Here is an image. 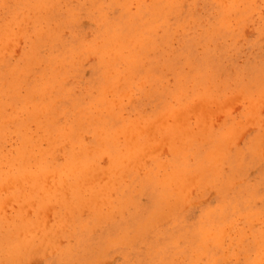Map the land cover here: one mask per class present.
Segmentation results:
<instances>
[{
    "label": "rangeland",
    "instance_id": "rangeland-1",
    "mask_svg": "<svg viewBox=\"0 0 264 264\" xmlns=\"http://www.w3.org/2000/svg\"><path fill=\"white\" fill-rule=\"evenodd\" d=\"M156 1L0 0V264L264 262V0Z\"/></svg>",
    "mask_w": 264,
    "mask_h": 264
},
{
    "label": "bare ground",
    "instance_id": "bare-ground-1",
    "mask_svg": "<svg viewBox=\"0 0 264 264\" xmlns=\"http://www.w3.org/2000/svg\"><path fill=\"white\" fill-rule=\"evenodd\" d=\"M159 1H161V0H159ZM159 1H156V2L158 3ZM171 1H172V0H171ZM215 1H216V0H215ZM226 1H227V0H226ZM226 1H225V2H226ZM238 1H239V0H238ZM154 2H155V1H154ZM164 2H165V1H164ZM167 2H168V0H167ZM167 2H166V3H167ZM172 2H173V1H172ZM225 2H224V3H225ZM157 3H155V4H157ZM174 3H175V2H174ZM216 3H217V2H216ZM167 4H168V3H167ZM167 4H166V5H167ZM164 5H165V4H164ZM169 5L171 6L172 4L169 3ZM217 5H218V4H217ZM162 6H163V5H162ZM252 6H253V5H252ZM225 8H226V6H225ZM225 8H224V9H225ZM154 10H155V9H154ZM161 10H162V8H161ZM161 10H160V11H161ZM225 11L228 12V9H225L224 12H225ZM229 11H230V10H229ZM161 12H163V10H162ZM172 12H173V11H172ZM224 12H223V13H224ZM226 14H228V13H226ZM223 15H224V14H223ZM165 16H166V15H165ZM226 16H227V15H226ZM248 16H249V15H248ZM248 16H247V17H248ZM223 17H224V16H223ZM150 20H151V19H150ZM220 21H222V20L220 19ZM154 23H155V22H154ZM202 23H203V22H202ZM156 24H157V23H156ZM156 24H155V25H156ZM181 25H182V24H181ZM218 26H219V25H218ZM220 27H221V26H220ZM27 28H28V27H27ZM215 28H216V27H215ZM227 31H228V30H227ZM209 32H210V31H209ZM214 32H215V31H214ZM19 33H20V32H19ZM42 34H43V33H42ZM171 34H172V33H171ZM18 35H19V34H18ZM119 38H120V37H119ZM147 38H148V37H147ZM0 39H1V38H0ZM14 40H15V39H14ZM112 41H113V39H112ZM110 42H111V40H110ZM116 42H118V39H116ZM111 44H112V43H111ZM173 44H174V43H173ZM125 47H126V46H125ZM148 48H149V47H148ZM73 52H74V51H73ZM108 52H109V51H108ZM108 52H107L106 54H108ZM110 52H111V51H110ZM110 52H109V53H110ZM103 54H104V53H103ZM114 55H115V54H114ZM106 62H107V61H106ZM133 62H134V61H133ZM108 64H111V63H108ZM111 66H112V65H111ZM147 71H148V70H147ZM31 75H32V74H31ZM125 76H126V75H125ZM109 77H110V76H109ZM106 78H107V76H106ZM147 78H148V77H147ZM107 79H108V78H107ZM108 80H109V79H108ZM111 82H112V81H111ZM143 83H144V82H143ZM107 85L112 87V84H111V85L107 84ZM130 88H131V86H130ZM104 90L107 91V88L104 89ZM104 92H105V91H104ZM199 92H200V91H199ZM105 93H106V92H105ZM239 93H240V91H239ZM241 93H242V92H241ZM182 94H183V93H182ZM202 94H203V93H202ZM251 94H252V93H251ZM180 96H181V95H180ZM183 96H184V95H183ZM224 96H226V95H224ZM104 98H105V97H104ZM196 98H197V97H196ZM206 98H207V97H206ZM232 98H233V97H232ZM232 98H230V100H231ZM7 99H8V98H7ZM103 100H104V99H103ZM130 101H131V99H130ZM193 101H194V100H193ZM207 101H208V100H207ZM207 101H205V102H207ZM237 101H238V100H237ZM210 102H211V101H210ZM252 102H253V100H252ZM193 103H194V102H193ZM229 103H230V102H229ZM223 104H224V102H223ZM193 106H194V105H193ZM227 106H228V105H227ZM251 106H252V105H251ZM188 107H189V106H188ZM188 107H187V108H188ZM199 107H200V106H199ZM199 107H198V109H199ZM252 107H253V106H252ZM252 107H251V108H252ZM185 108H186V107H185ZM191 109H192V108H191ZM202 109H203V108H202ZM202 109H201V111H202ZM223 109H224V108H223ZM225 109H226V108H225ZM252 109H253V108H252ZM167 111H168V110H167ZM197 111H198V110H197ZM185 112H186V111H185ZM190 112H191V111H190ZM198 112H200V111H198ZM164 113H165V112H164ZM170 113H171V112H170ZM195 113H196V112H195ZM210 113H211V112H210ZM202 114H203V113H202ZM166 115H167V113H166ZM163 116H164V115H163ZM182 116H183V115H182ZM157 117H158V115H157ZM159 117H160V116H159ZM166 117H167V116H166ZM179 117H180V116H179ZM163 118H164V117H163ZM182 118H183V117H182ZM87 119H88V118H87ZM164 119H165V118H164ZM177 119H178V118H177ZM180 120H181V119H180ZM5 122H6V121H5ZM5 122H3V123H5ZM140 124H142V123H140ZM161 124H162V123H161ZM203 124H204V123H203ZM203 124H202V125H203ZM206 124H207V123H206ZM179 125H183V123H182V124H179ZM207 125H208V124H207ZM207 125H206V126H207ZM130 126H131V125H130ZM130 126H128L130 129H131V127L133 128V125H132L131 127H130ZM184 126H185V124H184ZM135 127H136V126H135ZM162 127H163V126H162ZM186 127H187V126H186ZM129 128H127V131H126V132H128V133H127L128 135L130 134V130H129ZM141 128H142V127H141ZM157 128H158V127H157ZM163 128H164V127H163ZM179 128H180V127H179ZM182 128H183V127H182ZM201 128H203V126H202ZM133 129H134V128H133ZM142 129H143V128H142ZM142 129H141V130H142ZM158 129H159V128H158ZM165 129H166V128H165ZM177 129H178V128H177ZM184 129H188V128H184ZM184 129H183V131H184ZM203 129H204V128H203ZM128 130H129V131H128ZM162 130H163V129H162ZM180 130H181V129H180ZM188 130H189V129H188ZM188 130L184 131V132L182 133V135H183L185 132H186V133H189ZM206 130H207V129H205V131H206ZM21 131H23V130H21ZM96 131H97V130H96ZM121 131H122V130H121ZM123 131H125V129H124ZM146 131L148 132V130H146ZM158 131H159V130H158ZM171 131H172V130H171ZM205 131H204V132H205ZM142 132H143V131H142ZM153 132H154V131H153ZM161 132H163V131H161ZM168 132H169V131H168ZM204 132H203V133H204ZM208 132H209V131H208ZM119 133H120V132H119ZM122 133H123V132H122ZM133 133H135L134 130H133ZM133 133H132V134H133ZM136 133H137V132H136ZM165 133H166V132H165ZM171 133H172V132H171ZM171 133H170V135H172ZM178 133H179V132H178ZM200 133H201V132H200ZM225 133H226V132H225ZM225 133H224V134H225ZM123 134H125V133H123ZM150 134H151V133H150ZM153 134H154V133H153ZM180 134H181V133H180ZM98 135H99V134H98ZM142 135H143V134H142ZM155 135H156V133H155ZM161 135H162V133H161ZM163 135H164V132H163ZM184 135H185V134H184ZM204 135H205V133H204ZM124 136H125V135H124ZM164 136H165V135H164ZM175 136H176V134H175ZM179 136H180V135H179ZM200 136H201V135H200ZM202 136H203V134H202ZM258 136H259V135H258ZM121 137H122V136H121ZM132 137H135V136H132ZM156 137H157V136H155V138H156ZM160 137H161V136H160ZM173 137H174V136H173ZM188 137H189V136H188ZM190 137H191V136H190ZM190 137H189V138H190ZM225 137H226V136H225ZM126 138H127V137H126ZM135 138H136V137H135ZM161 138H162V137H161ZM161 138H159V140H160ZM169 138H170V137H169ZM182 138H185V137L182 136ZM197 138H198V136H197ZM197 138H194V139H197ZM229 138H230V137H229ZM6 139H7V138H6ZM50 139H51V138H50ZM136 139H137V138H136ZM157 139H158V138H157ZM185 139H186V138H185ZM185 139H184V140H185ZM194 139H193V140H194ZM205 139H206V137H205ZM153 140H154V139H153ZM182 140H183V139H181V142H182ZM184 140H183V141H184ZM131 141H132V138H131ZM198 141H199V140H197V142H198ZM33 142H34V141H33ZM157 142H158V141H157ZM217 142H218V141H217ZM221 142H222V141H221ZM259 142H260V141H259ZM101 143H102V142H101ZM137 143H138V142L136 141V143H130V144L133 145V144H137ZM169 143H170V142H169ZM201 143H202V142H201ZM139 144H140V143H139ZM145 144L147 145V143H145ZM148 144H151V143H148ZM189 144H190V143H189ZM8 145H9V144H8ZM175 145H176V144H174V146H175ZM190 145H192V144H190ZM128 146H129V145H128ZM133 146H134V145H133ZM133 146H132V147H133ZM138 146H139V145H138ZM142 146H143V144H142ZM150 146H151V145H150ZM159 146H160V145H159ZM182 146H183V145H182ZM182 146H180V147H182ZM221 146H222V144H221ZM129 147H130V146H129ZM135 147H137V146L135 145ZM139 147H140V146H139ZM139 147H138V148H139ZM171 147H173V146H171ZM187 147H188V146H187ZM223 147H224V146H223ZM227 147H228V146H227ZM92 148H93V147H92ZM126 148H128V147L126 146ZM130 148H131V147H130ZM138 148H137V150H138ZM140 148H141V147H140ZM147 148H148V147H147ZM141 149H142V148H141ZM172 149H173V148H172ZM175 149H176V146H175ZM179 149H180V148H179ZM211 149L214 150L213 147H212ZM122 150H123V149H122ZM127 150H128V149H127ZM130 150H132V149H130ZM228 150H229V148H228ZM56 151H57V150H56ZM135 151H136V150H135ZM176 151H177V149H176ZM221 151H222V150H221ZM10 152H12V151H10ZM60 152H61V151H60ZM77 152H78V151H77ZM130 152H131V151H130ZM136 152H137V151H136ZM194 152H195V150H194ZM219 152H220V149H219ZM40 153H41V152H40ZM124 153H125V152H124ZM126 153H127V152H126ZM126 153H125V154H126ZM220 153H221V152H220ZM253 153H254V152H253ZM8 154H9V153H8ZM42 154H43V153H42ZM74 154H75V153H74ZM130 154H133V153H130ZM130 154H129V155H130ZM141 154H142V153H141ZM175 154H176V153H175ZM180 154H181V153H180ZM186 154H187V153H186ZM1 155H2V154H1ZM40 155H41V154H40ZM122 155H123V153H122ZM184 155H185V153H184ZM216 155H217V154H216ZM7 156H8V155H7ZM57 156H58V155H57ZM124 156H125V155H124ZM145 156H146V155H145ZM122 157H123V156H122ZM125 157H126V156H125ZM135 157H136V156H135ZM210 157H211V155H210ZM218 157H220V156H218ZM218 157H217V159H218ZM1 158H2V157H1ZM39 158H40V157H39ZM139 158H141V157H139ZM185 158H186V157H185ZM41 159H42V158H41ZM49 159H50V158H49ZM130 159H131V158H130ZM213 159H214V158H213ZM221 159H222V158H221ZM131 160H132V159H131ZM183 160H184V159H183ZM5 161H7V159H6ZM113 161H114V160H113ZM121 161H122V160H121ZM126 161H127V159H126ZM126 161H125L124 163H126ZM128 161H129V160H128ZM132 161H133V160H132ZM134 161H135V159H134ZM134 161H133V162H134ZM8 162H9V161H8ZM12 162H13V161H12ZM207 162H208V161H207ZM134 163H135V162H134ZM134 163H133V165H135ZM140 163H142V162H140ZM175 163H176V161H175ZM214 163H215V162H214ZM214 163H213V164H214ZM1 164L3 165V163H1ZM121 164H122V163H121ZM136 164H138L137 161H136ZM177 164H178V163H177ZM202 164H203V163H202ZM207 164H208V163H207ZM5 165H6V164H5ZM141 165H142V164H141ZM174 165L176 166V164H174ZM197 165H198V164H197ZM11 166H12V165H11ZM93 166H94V165H93ZM128 166L131 167L130 164H129V165H127V168H125L126 166H125V167L122 166V168L124 167V169H128V168H129ZM4 167H5V166H4ZM8 167H9V166H8ZM8 167H7V168H8ZM91 167H92V166H91ZM91 167H89L90 170H94V167H93V169H91ZM136 167H138V165H137ZM178 167H179V166H178ZM197 167H198V166H197ZM210 167H211V166H210ZM139 168H140V167H139ZM175 168H176V167H175ZM80 169H82V168L80 167ZM87 169H88V168H86V170H87ZM129 169H130V168H129ZM133 169H135V168H133ZM133 169H130V170H133ZM179 169H180V168H179ZM3 170H4V169H3ZM82 170H84V168H83ZM86 170H85V171H86ZM88 170H89V169H88ZM122 170H123V169H122ZM139 170H141V168H140ZM187 170H188V169H187ZM214 170H215V169H214ZM10 171H11V170H10ZM85 171H84V172H85ZM127 171L129 172V170H127ZM193 171H194V170H193ZM201 171H202V170H201ZM65 172H66V171H65ZM84 172H83V173H84ZM88 172H90V171H88ZM180 172H182V171H180ZM205 172H207V171H205ZM83 173H82V174H83ZM91 173H92V172H91ZM91 173H90V175H91ZM124 173H127V172H124ZM189 173H190V172H189ZM6 174H7V173H6ZM55 174H56V173H55ZM74 174H75V172H74ZM77 174H79V173H77ZM77 174H76L75 176H77ZM85 174H86V173H85ZM171 174H172V173H171ZM183 174H184V173H183ZM185 174H186V173H185ZM187 174H188V173H187ZM193 174H194V173H193ZM195 174H196V172H195ZM195 174H194V175H195ZM203 174H204V172H203ZM205 174H206V173H205ZM232 174H233V173H232ZM79 175H80V174H79ZM86 175L88 176V174H86ZM86 175H84V176H82V177H85ZM92 175H93V174H92ZM152 175H153V174H152ZM174 175H175V174H174ZM51 176H52V175H51ZM148 176H149V175H148ZM156 176H157V174H156ZM180 176H181V175H180ZM184 176H186V175H184ZM197 176H198V175H197ZM199 176H200V175H199ZM82 177H81V178H82ZM149 177H150V176H149ZM204 177H205V176H204ZM7 178H8V177H7ZM14 178L16 179V177H14ZM19 178H20V177H19ZM86 178H88V177H86ZM174 178H175V177H174ZM177 178H178V177H177ZM189 178H190V177H189ZM202 178H203V176H202ZM15 179H14V180H15ZM75 179H76V178H75ZM83 179H84V178H82V181H80L81 179L78 178V181H79V182H83ZM150 179H152V178H150ZM150 179H149V180H150ZM165 179H166V178H165ZM179 179H180V178H178V180H179ZM191 179H192V178H191ZM40 180H41V179H40ZM85 180H86V179H85ZM102 180H103V179H102ZM132 180H133V179H132ZM152 180H153V179H152ZM158 180H159V179H158ZM172 180H173V178H172ZM174 180H175V179H174ZM178 180H176V182H177ZM183 180H184V179H183ZM183 180H182V181L180 180V181L183 182ZM185 180H186V179H185ZM5 181H6V180H5ZM145 181H146V180H145ZM154 181H155V180H154ZM154 181H152L153 184H154ZM162 181H163V180H162ZM169 181H170V180H169ZM169 181H168V182H169ZM13 182H14V181H13ZM13 182H12V183H13ZM79 182H78V185H79ZM148 182H149V181H148ZM152 182H151V183H152ZM157 182H158V181H157ZM159 182H160V181H159ZM173 182H174V181H173ZM14 183H15V182H14ZM36 183H37V182H36ZM145 183H146V182H145ZM155 183H156V182H155ZM171 183H172V182H171ZM171 183H170V185H171ZM179 183H180V182H179ZM179 183H178V184H179ZM184 183H185V182H184ZM4 184H5V183H4ZM9 184H10V183H9ZM15 184H16V183H15ZM142 184H143V183H142ZM149 184H150V183H149ZM153 184H151V186H152ZM160 184L162 185V183H160ZM160 184H159V185H160ZM163 184H164V183H163ZM167 184H168V183H167ZM167 184H165V185H167ZM173 184H175V183H173ZM178 184H177V185H178ZM181 184H182V183H181ZM181 184H179V185H180L179 187H180V188H183L184 186L182 185V186H183V187H182ZM193 184H194V183H193ZM154 185L156 186L157 184H154ZM159 185L156 186V187H159ZM194 185H195V184H194ZM39 186H40V185H39ZM151 186H150V187H151ZM185 186H186V185H185ZM192 186H193V185H192ZM152 187H153V186H152ZM161 187H163V185H162ZM167 187H168V185H167ZM176 187H177V186H176ZM190 187H191V186H190ZM163 188L165 189L166 186H164ZM186 188H187V187H186ZM168 189H169V188H168ZM187 189H188V188H187ZM130 190H132V189H130ZM152 190H153V189H152ZM173 190H174V189H173ZM177 190H178V189H177ZM181 190H182V189H181ZM166 191H167V189H166ZM169 191H170V189H169ZM170 192H171V191H170ZM174 192H175V191H174ZM165 193L167 194V192H165ZM169 194H170V193H169ZM171 194H172V193H171ZM180 194H181V193H180ZM165 196H168V194L165 195ZM171 196H172V195H171ZM171 196H170L169 200L171 199ZM179 196H180V195H179ZM168 197H169V196H168ZM168 197H166V198L168 199ZM185 197H186V196H185ZM123 198H124V197H123ZM178 198H179V197H178ZM181 198H182V197H181ZM124 199H125V198H124ZM182 199H184V197H183ZM9 200H10V199H9ZM179 200H180V199H179ZM79 201H80V200H79ZM12 202H13V201H12ZM82 202H83V200H82ZM123 202H124V201H123ZM160 202H161V201H160ZM180 202H181V200H180ZM182 202L185 203V201H182ZM182 202H181L180 204H182ZM93 203H94V202H93ZM124 203H125V202H124ZM183 205H184V204H183ZM78 206H79V205H78ZM123 206H124V205H123ZM222 206H223V205H222ZM245 206H246V205H245ZM220 208H221V207H220ZM222 208H223V207H222ZM72 209H73V208H72ZM175 209H176V208H175ZM4 210H5V209H4ZM163 210H164V209H163ZM220 210H222V209H220ZM70 211H71V210H70ZM138 212H139V211H138ZM152 212H153V211H152ZM144 214H145V213H144ZM210 214H212V213H210ZM240 215H241V214H240ZM245 215H247V214H245ZM249 215H250V213H249ZM41 217H42V216H41ZM150 217H151V216H150ZM103 218H104V217H103ZM238 218H240V217H238ZM255 218H256V217H255ZM235 219H236V218H235ZM200 221H201V220H200ZM216 221H217V220H216ZM145 222H146V221H145ZM211 223H212V222H211ZM216 223H217V222H216ZM220 223H221V222H220ZM137 225H138V224H137ZM210 225H211V224H210ZM207 226H208V225H207ZM24 227H25V226H24ZM200 227H201V226H200ZM202 227H203V226H202ZM21 228H22V227H21ZM80 228H81V227H80ZM209 228H210V227H209ZM205 229H206V227H205ZM205 229H203V232L207 233V231H204ZM207 229H208V227H207ZM18 230H19V229H18ZM161 230H162V229H161ZM211 230H212V229H211ZM19 231H20V230H19ZM21 231H22V230H21ZM92 231H93V230H92ZM214 231H215V230H214ZM14 232H15V231H14ZM17 232H18V231H17ZM203 232H202V233H203ZM217 232H218V231H217ZM12 233H13V231H12ZM166 233H167V232H166ZM198 233H200V230H199V229H198ZM221 233H222V232H221ZM172 234H173V233H172ZM209 235H210V234H209ZM211 235H213L212 237H214L215 235H218V234H215V235H214V234L212 233ZM201 236H202V235H201ZM205 236H206V235H205ZM12 237H13V236H12ZM17 237H18V236H17ZM212 237H211V239H212ZM160 238H161V237H160ZM201 238H202V237H201ZM204 239L206 240L207 238L204 237ZM209 239H210V238H209ZM213 239H214V238H213ZM112 240H114V239H112ZM201 240H203V239H201ZM205 240H203V241H205ZM207 240H208V239H207ZM207 240H206V241H207ZM214 240H215V239H214ZM216 240H218V239H216ZM206 241H205V242H206ZM70 242H71V241H70ZM113 242H114V241H113ZM161 242H162V241H161ZM213 242H214V241H213ZM200 243L203 244L202 242H200ZM200 243H197V244H198V247H199ZM217 243H218V242H217ZM17 244H18V243H17ZM213 244H214V243H213ZM215 244H216V242H215ZM209 245H210V244H209ZM107 246H108V245H107ZM200 246H201V245H200ZM202 246H204V244H203ZM202 246H201V247H202ZM11 249H12V248H11ZM39 250H40V249H39ZM202 250L204 251L205 249H202ZM155 251H156V250H155ZM203 251H201V252H202V253H205V252H203ZM201 252H200V253H201ZM155 253H156V252H155ZM196 254H197V253H196ZM196 254H195V255H196ZM198 254H199V253H198ZM33 256H34V255H33ZM198 257H199V255H198ZM147 259H148V258H147ZM262 259H263V257H262ZM261 261H262V260H261ZM261 261H260L259 263H261ZM253 262H254V261H252V264H254ZM262 264H264V262H263Z\"/></svg>",
    "mask_w": 264,
    "mask_h": 264
}]
</instances>
